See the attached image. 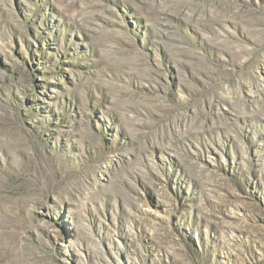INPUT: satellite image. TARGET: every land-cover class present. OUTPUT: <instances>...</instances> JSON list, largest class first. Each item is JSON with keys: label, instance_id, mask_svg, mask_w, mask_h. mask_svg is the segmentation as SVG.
I'll return each mask as SVG.
<instances>
[{"label": "rangeland", "instance_id": "obj_1", "mask_svg": "<svg viewBox=\"0 0 264 264\" xmlns=\"http://www.w3.org/2000/svg\"><path fill=\"white\" fill-rule=\"evenodd\" d=\"M0 264H264V0H0Z\"/></svg>", "mask_w": 264, "mask_h": 264}]
</instances>
